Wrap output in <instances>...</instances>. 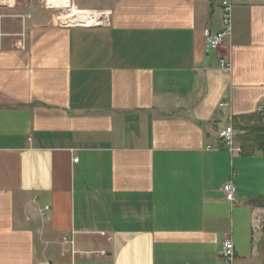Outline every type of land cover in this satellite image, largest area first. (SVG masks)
<instances>
[{"label": "crops", "instance_id": "0c3cea01", "mask_svg": "<svg viewBox=\"0 0 264 264\" xmlns=\"http://www.w3.org/2000/svg\"><path fill=\"white\" fill-rule=\"evenodd\" d=\"M102 1L97 28L0 8V264H249L264 156L219 134L264 106V0L209 53L220 0Z\"/></svg>", "mask_w": 264, "mask_h": 264}, {"label": "built area", "instance_id": "2783aa9c", "mask_svg": "<svg viewBox=\"0 0 264 264\" xmlns=\"http://www.w3.org/2000/svg\"><path fill=\"white\" fill-rule=\"evenodd\" d=\"M20 0H0V8H14L19 4ZM71 2V0H70ZM71 4V3H70ZM234 0H220V7H221V23H222V32L217 34H208L205 38L206 42V50L209 53L210 51L219 50L226 42V39L229 38L232 34V12H233ZM73 8L79 9L78 7L74 6ZM81 10V9H80ZM107 13H100L101 16ZM109 15L107 18H98L97 27H103L108 24ZM63 27L66 28H73V27H81L87 28L83 26H69L65 25ZM93 27V28H94ZM220 67L224 72L231 71V64L222 59L220 61ZM221 108H227V103H222L220 105ZM259 114L264 116V106L259 110ZM236 118L232 115L228 117V125L224 128L220 134L219 138L223 148L228 151L231 155H242L243 149L237 143V136L238 132L235 127ZM223 192L225 194V198L227 201L231 203L236 202V195L237 189L236 186L232 182H228L223 186ZM50 210V206L45 207L43 210L40 211L42 216H45V213ZM220 256L225 264H240L235 251V246L232 240H226L223 243L222 250L220 252ZM44 264H50L48 262Z\"/></svg>", "mask_w": 264, "mask_h": 264}, {"label": "rangeland", "instance_id": "374dc122", "mask_svg": "<svg viewBox=\"0 0 264 264\" xmlns=\"http://www.w3.org/2000/svg\"><path fill=\"white\" fill-rule=\"evenodd\" d=\"M86 0H71L72 8L74 6L78 7L81 10H89L82 8V3ZM104 2V0L102 1ZM22 7V11H19L24 16V20H28L31 16L32 18L27 21V23L34 17L41 19V22L46 21L51 23H56L58 25L63 24L62 16H66L71 13L70 10L62 8H51L49 0H20L19 4L14 7ZM48 6V8L46 7ZM18 11V10H17ZM98 13H108L106 11ZM31 15V16H30ZM41 17V18H39ZM81 25V24H79ZM93 28V27H89ZM95 28V27H94ZM250 177V176H249ZM251 181H254L257 186L261 185V189H264V166L254 170V176L251 177ZM256 222L254 223L255 229V253L253 259L249 264H264V219L261 221L259 217L255 218Z\"/></svg>", "mask_w": 264, "mask_h": 264}, {"label": "trees", "instance_id": "16d2710c", "mask_svg": "<svg viewBox=\"0 0 264 264\" xmlns=\"http://www.w3.org/2000/svg\"><path fill=\"white\" fill-rule=\"evenodd\" d=\"M237 141L243 155L252 157L260 153L264 156V116L257 114L240 119L236 123ZM258 208L264 209V198L254 201Z\"/></svg>", "mask_w": 264, "mask_h": 264}, {"label": "bare ground", "instance_id": "6f19581e", "mask_svg": "<svg viewBox=\"0 0 264 264\" xmlns=\"http://www.w3.org/2000/svg\"><path fill=\"white\" fill-rule=\"evenodd\" d=\"M49 4L51 8L71 9L70 14L61 17L64 25L73 26L81 24L82 26L94 27L98 25L96 24L98 18L105 19L108 16V14H103V16H101L100 13L97 12L72 8L70 0H49ZM46 7L48 8V6Z\"/></svg>", "mask_w": 264, "mask_h": 264}]
</instances>
